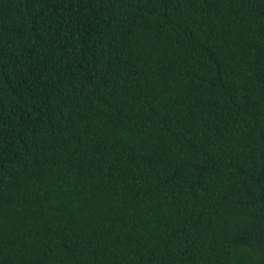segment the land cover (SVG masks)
<instances>
[{
	"label": "trees",
	"instance_id": "16d2710c",
	"mask_svg": "<svg viewBox=\"0 0 264 264\" xmlns=\"http://www.w3.org/2000/svg\"><path fill=\"white\" fill-rule=\"evenodd\" d=\"M0 264H264V0H0Z\"/></svg>",
	"mask_w": 264,
	"mask_h": 264
}]
</instances>
